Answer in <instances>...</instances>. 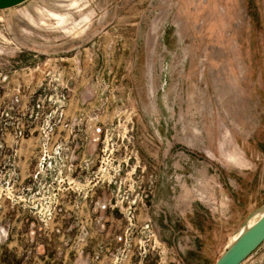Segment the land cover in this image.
I'll list each match as a JSON object with an SVG mask.
<instances>
[{
  "label": "rangeland",
  "instance_id": "rangeland-1",
  "mask_svg": "<svg viewBox=\"0 0 264 264\" xmlns=\"http://www.w3.org/2000/svg\"><path fill=\"white\" fill-rule=\"evenodd\" d=\"M263 205L264 0L0 10V264H215Z\"/></svg>",
  "mask_w": 264,
  "mask_h": 264
},
{
  "label": "water",
  "instance_id": "water-1",
  "mask_svg": "<svg viewBox=\"0 0 264 264\" xmlns=\"http://www.w3.org/2000/svg\"><path fill=\"white\" fill-rule=\"evenodd\" d=\"M30 0H0V10H9ZM255 221L251 223L253 220ZM264 243V205L247 217L215 264H244Z\"/></svg>",
  "mask_w": 264,
  "mask_h": 264
},
{
  "label": "crops",
  "instance_id": "crops-1",
  "mask_svg": "<svg viewBox=\"0 0 264 264\" xmlns=\"http://www.w3.org/2000/svg\"><path fill=\"white\" fill-rule=\"evenodd\" d=\"M201 261H196V260H194L193 262H192V264H199Z\"/></svg>",
  "mask_w": 264,
  "mask_h": 264
},
{
  "label": "bare ground",
  "instance_id": "bare-ground-1",
  "mask_svg": "<svg viewBox=\"0 0 264 264\" xmlns=\"http://www.w3.org/2000/svg\"><path fill=\"white\" fill-rule=\"evenodd\" d=\"M254 221H255V219L251 223H253Z\"/></svg>",
  "mask_w": 264,
  "mask_h": 264
}]
</instances>
